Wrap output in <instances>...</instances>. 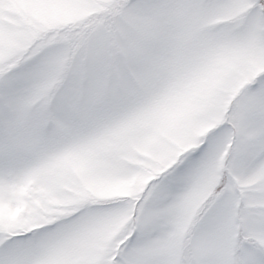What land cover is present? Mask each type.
I'll list each match as a JSON object with an SVG mask.
<instances>
[{"label":"snow or ice","instance_id":"1","mask_svg":"<svg viewBox=\"0 0 264 264\" xmlns=\"http://www.w3.org/2000/svg\"><path fill=\"white\" fill-rule=\"evenodd\" d=\"M0 264H264V0H0Z\"/></svg>","mask_w":264,"mask_h":264}]
</instances>
